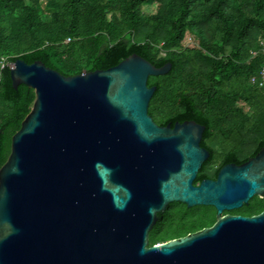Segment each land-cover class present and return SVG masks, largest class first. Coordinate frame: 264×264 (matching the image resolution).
I'll list each match as a JSON object with an SVG mask.
<instances>
[{
	"label": "water",
	"instance_id": "water-1",
	"mask_svg": "<svg viewBox=\"0 0 264 264\" xmlns=\"http://www.w3.org/2000/svg\"><path fill=\"white\" fill-rule=\"evenodd\" d=\"M133 52L104 69L63 75L41 60L9 64L34 91L0 166V264H264V209L220 215L264 194V142L215 179H194L210 152L205 125L148 113L167 73ZM171 202L210 205V226L148 243Z\"/></svg>",
	"mask_w": 264,
	"mask_h": 264
},
{
	"label": "trees",
	"instance_id": "trees-1",
	"mask_svg": "<svg viewBox=\"0 0 264 264\" xmlns=\"http://www.w3.org/2000/svg\"><path fill=\"white\" fill-rule=\"evenodd\" d=\"M145 3L153 10L144 12ZM260 40L264 0H0V166L34 100L32 88L13 87L9 63L38 59L73 75L107 68L133 52L155 66L172 63L167 73L147 78L156 85L148 105L154 121L193 119L205 125L210 150L224 149L217 159L246 160L264 142ZM208 176L202 166L194 183ZM173 203L187 209L170 216L173 231L152 235L151 242L209 224L184 203L169 207Z\"/></svg>",
	"mask_w": 264,
	"mask_h": 264
},
{
	"label": "flooded vegetation",
	"instance_id": "flooded-vegetation-1",
	"mask_svg": "<svg viewBox=\"0 0 264 264\" xmlns=\"http://www.w3.org/2000/svg\"><path fill=\"white\" fill-rule=\"evenodd\" d=\"M176 121H178V120H176ZM181 121H183V120H181ZM203 143H205V144H203ZM200 145L207 148L210 152L209 157L206 160H204L202 165H201V167L204 166V172H205L206 167L211 166L214 162L217 161V164L213 168L212 173L209 174L208 177H204V178L215 179L217 176L218 169L225 163L240 164L243 161H245V160H242L240 162H235L233 160H228V161L222 162V160L217 159L218 156H220L221 154L224 153V149L215 145L216 149L210 150L209 147L213 148V143H212V141L205 139V137H203V135L200 139ZM169 205H170V203L166 207L165 211L160 212L158 214V216H159L158 220L154 223L153 227L148 231V243H149V245L155 244V243H160V242L166 241V240L171 239V238H175V237H171V238H164V239H156L154 242H151V238H150L152 235H154V238H155V236H159L160 234L163 233L160 229L162 228L163 224L165 223V214L169 210ZM209 207H211V209L213 211V217L209 221V224L206 226L212 225L216 220V209L210 205H209ZM263 209H264V194H254L248 199L247 202H243L242 205L239 207L232 208V209H223L221 211L220 215L223 216L225 214H232V215L240 214V215H244V216H250V215L259 213ZM168 221H171L172 225L175 223V220L172 219L171 217H170V219H168ZM203 227H205V226H203ZM176 237H179V236H176Z\"/></svg>",
	"mask_w": 264,
	"mask_h": 264
},
{
	"label": "rangeland",
	"instance_id": "rangeland-1",
	"mask_svg": "<svg viewBox=\"0 0 264 264\" xmlns=\"http://www.w3.org/2000/svg\"><path fill=\"white\" fill-rule=\"evenodd\" d=\"M143 10H144V12L151 11V10H153V7L151 5L145 3L143 5ZM185 42H187V43L191 42V39H190V37L188 35H186V37H185ZM261 83H262L261 85L263 86L264 85V81H262ZM216 164H217V161L214 162L211 166L206 167L205 172L207 174H211L212 170H213V168L215 167ZM185 209H187V208L182 206V204L173 203L169 207V211L166 212V214H165V223L163 224V226H162V228L160 230L162 232L173 231L174 226L171 224V221H168V219H170V216L172 217L175 214H177L179 211L185 210ZM190 209H191V213H193L195 215H198V216L199 215L203 216V217H205V219H207L209 221L213 217V211H212L211 207H209V205H194V206H190Z\"/></svg>",
	"mask_w": 264,
	"mask_h": 264
},
{
	"label": "built area",
	"instance_id": "built-area-1",
	"mask_svg": "<svg viewBox=\"0 0 264 264\" xmlns=\"http://www.w3.org/2000/svg\"><path fill=\"white\" fill-rule=\"evenodd\" d=\"M68 41H70V37H66L65 42H68ZM260 43L262 46H264V41H261ZM263 50H264V48H263ZM4 64H5V59L4 58L0 59V66L2 67V66H4ZM260 76H261V82L264 81V63L262 64V66L260 68Z\"/></svg>",
	"mask_w": 264,
	"mask_h": 264
}]
</instances>
